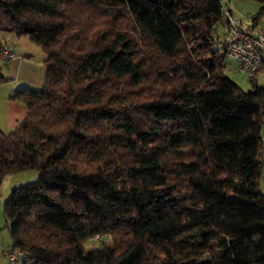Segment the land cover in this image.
<instances>
[{"label":"trees","instance_id":"trees-1","mask_svg":"<svg viewBox=\"0 0 264 264\" xmlns=\"http://www.w3.org/2000/svg\"><path fill=\"white\" fill-rule=\"evenodd\" d=\"M222 3L0 0L44 53L0 130V179L36 172L4 202L21 264H264V84L224 73Z\"/></svg>","mask_w":264,"mask_h":264},{"label":"rangeland","instance_id":"rangeland-1","mask_svg":"<svg viewBox=\"0 0 264 264\" xmlns=\"http://www.w3.org/2000/svg\"><path fill=\"white\" fill-rule=\"evenodd\" d=\"M228 5L231 9L232 15L238 20H240L243 28L249 29L247 26L250 25L253 19L257 16L258 4L252 0H229ZM256 21L257 27H255V30L264 29V15L259 16ZM224 32L225 27L219 23L215 27L214 36L222 40ZM3 37H5L4 41L7 43L11 51L9 49L8 50L15 55L20 54L24 51L27 52V54H32L36 58V60H41L40 58L44 55L40 47L31 42L27 37H17L12 34L10 36L8 34H0L1 41ZM214 49H218L221 52L222 61L224 63V73L234 82H236L243 91H250L253 88V83L251 81L250 76L254 78V81L258 85L264 84V71L261 70L254 75H248L246 72H243L238 68L237 63L234 60H231L226 56L225 52L222 50L221 43L217 45ZM36 62L41 63L40 61ZM152 68L153 70L155 69L153 65ZM152 71H148L149 82L152 79L153 81H156L158 79V77H156L155 73H153ZM42 86L38 88L42 89ZM149 86H152V83H150ZM151 91L152 89H143V92L145 93H151ZM261 138L262 141H264V127H262L261 129ZM35 177V171L27 170L7 174L1 177L0 179V264H9L8 256L11 244L9 230L6 226L4 202L8 198L10 191L13 187L34 180ZM91 245L92 243L90 241L85 244L86 247H89ZM15 264L21 263L18 260Z\"/></svg>","mask_w":264,"mask_h":264},{"label":"crops","instance_id":"crops-1","mask_svg":"<svg viewBox=\"0 0 264 264\" xmlns=\"http://www.w3.org/2000/svg\"><path fill=\"white\" fill-rule=\"evenodd\" d=\"M229 2V0H223ZM248 28L251 25L247 26ZM257 27V26H255ZM251 27V30L255 29ZM9 36L11 34H8ZM7 38V36H6ZM2 38L4 47L10 50L7 43ZM11 51V50H10ZM36 60L32 54L21 52L20 54H13L9 60H1L0 64L4 67V72L7 80L0 83V130L8 132L14 128L18 121L26 115V107L18 101H13L9 98L10 93L20 87L38 88L44 84L45 66L44 55ZM40 61L41 63H37Z\"/></svg>","mask_w":264,"mask_h":264},{"label":"built area","instance_id":"built-area-1","mask_svg":"<svg viewBox=\"0 0 264 264\" xmlns=\"http://www.w3.org/2000/svg\"><path fill=\"white\" fill-rule=\"evenodd\" d=\"M222 16L226 22L225 33L222 41L226 46V56L234 60L238 68L248 75L256 74L262 62H264V29L247 31L241 25L240 20L235 18L227 2L221 6ZM13 53L7 48L0 51L1 60H9ZM94 239H101V235H94ZM9 264H15L18 261L16 252H9Z\"/></svg>","mask_w":264,"mask_h":264}]
</instances>
